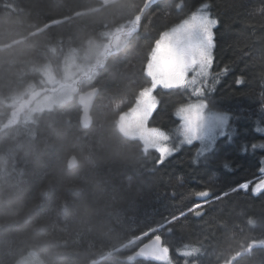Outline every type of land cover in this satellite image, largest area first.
<instances>
[{
  "label": "trees",
  "instance_id": "trees-1",
  "mask_svg": "<svg viewBox=\"0 0 264 264\" xmlns=\"http://www.w3.org/2000/svg\"><path fill=\"white\" fill-rule=\"evenodd\" d=\"M201 9L220 21L211 76L203 97L155 91L160 104L150 122L178 147L157 165L159 153H146L118 120L151 86L145 68L155 42ZM111 29L125 33L112 43ZM81 62L89 72L75 82L99 89L89 127L81 126L75 94L34 107ZM200 99L230 115V137L197 157L198 142H180L175 112ZM262 146L264 0H0V264L32 249L47 264H160L134 257L137 237L173 215L156 233L170 249L167 264H264V192L232 190L259 175ZM204 190L208 197L192 195ZM196 204L199 217L189 211Z\"/></svg>",
  "mask_w": 264,
  "mask_h": 264
},
{
  "label": "snow or ice",
  "instance_id": "snow-or-ice-1",
  "mask_svg": "<svg viewBox=\"0 0 264 264\" xmlns=\"http://www.w3.org/2000/svg\"><path fill=\"white\" fill-rule=\"evenodd\" d=\"M207 7L208 5H204V8ZM219 24L218 19L201 9L183 20L177 27L172 28L171 31L162 33L160 39L155 42L145 68V74L151 80V87L141 91V101L138 102L142 104L145 115L152 113L157 107L153 92L158 86L165 89H188L193 95L203 97L205 89L202 85L207 82L214 60L213 51L216 48L217 35L214 30ZM242 82L241 78L236 81L237 84ZM208 91H212V89L209 88ZM176 115L181 121L177 129L180 142L188 145L198 142L201 145L197 157L212 153L216 141L220 137L226 135L230 137L226 131L230 116L209 108V102L206 99L181 106ZM141 136L146 153L150 149L159 153V158L156 160L157 165L163 164L165 159L177 150L176 147L167 143L170 136L159 128L143 127L142 125ZM255 147L256 145H253V148ZM225 167L227 168L229 165L225 164ZM258 171L259 175L255 180L245 181L232 190L247 191L251 185L253 195L264 192V167L259 168ZM192 195L201 198L208 197L209 191H197ZM224 195L226 196L228 193L225 192ZM202 207L201 204H196L189 211L199 217L202 215L199 210ZM184 215L183 212L180 213V216ZM175 219L174 215L170 220L165 218L164 221L157 223L156 227H149L143 231L137 239L142 244L145 237L148 238V243L155 244L157 241L162 243V236L156 233L172 224ZM172 230L171 227L167 228L168 232ZM169 258L170 250L167 257L159 255L154 257L155 261L160 264H167Z\"/></svg>",
  "mask_w": 264,
  "mask_h": 264
},
{
  "label": "rangeland",
  "instance_id": "rangeland-1",
  "mask_svg": "<svg viewBox=\"0 0 264 264\" xmlns=\"http://www.w3.org/2000/svg\"><path fill=\"white\" fill-rule=\"evenodd\" d=\"M103 1L104 2H110L112 0H103ZM177 26H174V27H177ZM174 27H172V28H174ZM171 29H169L167 31H171ZM110 31L112 33L116 32L114 34L116 37L115 38L112 37L113 38L112 43H115V41L122 38L123 34L125 33V30H123V29H119V30L116 29L114 31L111 29ZM109 34L107 33V35H109ZM129 36H130L129 34L125 35L123 42H126L129 38ZM123 42H121V43H123ZM106 43L107 44H104L103 46H100L99 48H97V51L99 53L104 54L107 51V49L111 46L110 41L106 42ZM89 67L90 66H88L87 63H84V62L79 63L78 66L71 68V69L67 67L66 68L67 70L65 72V78L63 81L64 83H66V85H64L60 91L56 92L53 90L50 94L43 95L39 98H38V96L35 97L34 107L39 108V109L53 108L57 104H62V103H65L66 101L72 99L73 95L75 94L74 91L76 90V84H75L76 82L75 81H77V77H75V76L79 72H85V73L89 72V71H86L89 69ZM210 73H211V69H210ZM84 75H88V74H84ZM46 76H47V81L49 83L52 84V83L56 82V78L53 76V74L51 72H47ZM210 76H211V74H209V76L207 77V80L209 79ZM82 78L84 79V78H88V77L82 76ZM149 87H151V86H149ZM149 87H147V88H149ZM160 87L163 88L162 86H158L157 88H160ZM157 88L153 92V96L156 98V101H157V107L154 109V111L152 113L145 115V113L143 112L142 104L138 103L139 101H141V92H140L139 96L137 97V99H136L135 103L132 105V107L129 108L127 111L123 112L120 115L119 120H118L119 129L125 136L132 138V139L141 140L143 142V144H144V141H143L142 136H141L142 125H143V127H150V128L156 127V128L161 129V127H159V126H153L150 122L155 110L158 108V106L160 104L159 96L155 93ZM163 89H165V88H163ZM165 90H167V89H165ZM24 104L26 106L30 105L28 101L23 103V105ZM184 105H187V104H184ZM184 105H181V106H184ZM177 110H176V112H177ZM215 111H218V110H215ZM176 112H175V116L179 120V118L176 115ZM223 113H225V112H223ZM229 121H230V119H229ZM180 123H181V121L179 120V124ZM161 130H163V129H161ZM226 131L227 132L229 131V122H228V127H227ZM220 138H222V137H220ZM217 141H216V144H217ZM167 143L170 146H174V145L170 144L169 141ZM216 144H215V146H216ZM174 147H176V146H174ZM200 147H201V145H200ZM177 148L178 147H176V149ZM15 264H47V263L42 259V257L39 255L37 250L32 249L31 251H29V253L22 256Z\"/></svg>",
  "mask_w": 264,
  "mask_h": 264
},
{
  "label": "water",
  "instance_id": "water-1",
  "mask_svg": "<svg viewBox=\"0 0 264 264\" xmlns=\"http://www.w3.org/2000/svg\"><path fill=\"white\" fill-rule=\"evenodd\" d=\"M98 93L99 89L97 87L83 91L82 87L79 86L76 90L78 104L82 108L80 117V123L82 127H89L92 124L91 111ZM76 163V157L72 156L69 161L70 167H74ZM169 250L170 249L164 244V240L162 241V243L160 241H157L155 244L145 242L144 244L140 245L135 251L134 257L137 259L155 261V255L165 257L169 256ZM95 262L96 261H94L93 263Z\"/></svg>",
  "mask_w": 264,
  "mask_h": 264
},
{
  "label": "bare ground",
  "instance_id": "bare-ground-1",
  "mask_svg": "<svg viewBox=\"0 0 264 264\" xmlns=\"http://www.w3.org/2000/svg\"><path fill=\"white\" fill-rule=\"evenodd\" d=\"M91 264H94L93 262Z\"/></svg>",
  "mask_w": 264,
  "mask_h": 264
}]
</instances>
